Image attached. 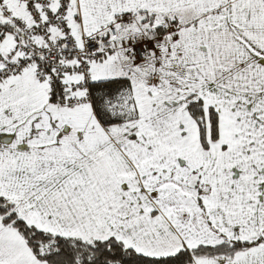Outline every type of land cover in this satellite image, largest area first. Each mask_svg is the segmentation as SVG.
<instances>
[{
	"label": "snow or ice",
	"instance_id": "snow-or-ice-1",
	"mask_svg": "<svg viewBox=\"0 0 264 264\" xmlns=\"http://www.w3.org/2000/svg\"><path fill=\"white\" fill-rule=\"evenodd\" d=\"M0 264H264V0H0Z\"/></svg>",
	"mask_w": 264,
	"mask_h": 264
}]
</instances>
